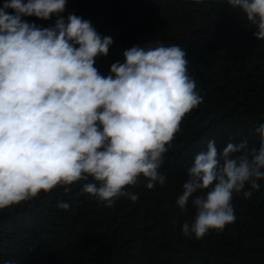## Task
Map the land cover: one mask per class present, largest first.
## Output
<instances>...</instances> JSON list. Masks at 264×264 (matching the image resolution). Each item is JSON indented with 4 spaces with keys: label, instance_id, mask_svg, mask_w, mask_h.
<instances>
[{
    "label": "clouds",
    "instance_id": "obj_1",
    "mask_svg": "<svg viewBox=\"0 0 264 264\" xmlns=\"http://www.w3.org/2000/svg\"><path fill=\"white\" fill-rule=\"evenodd\" d=\"M227 3L264 40V0ZM66 5L67 0L0 5V210L75 184H82L77 195L109 208L121 196L137 202L139 194L127 189L141 177L149 190L165 184L163 155L184 117L202 102L179 45H134L102 75L96 58L108 55L113 38L99 34L90 20L73 13L65 18ZM26 16L56 19L41 27ZM254 132L258 147L245 138L218 149L210 140L194 156L175 201L180 213L189 203L194 209L192 221L181 225L186 238L223 232L236 219L233 194L249 198L260 188L264 123Z\"/></svg>",
    "mask_w": 264,
    "mask_h": 264
},
{
    "label": "trees",
    "instance_id": "obj_2",
    "mask_svg": "<svg viewBox=\"0 0 264 264\" xmlns=\"http://www.w3.org/2000/svg\"><path fill=\"white\" fill-rule=\"evenodd\" d=\"M69 13L113 38L108 55L96 58L102 75L134 45L182 47L202 102L163 155L165 184L149 190L141 177L127 189L139 194L137 202L121 196L109 208L77 195L82 184H75L0 210V264H264V180L249 198L234 193L235 221L202 239L181 233L194 218L191 203L185 213L175 204L187 168L210 140L218 149L245 138L259 146L254 129L264 123V40L253 36L255 26L227 0H67L62 15ZM23 19L48 27L56 17ZM60 202L70 207L61 209Z\"/></svg>",
    "mask_w": 264,
    "mask_h": 264
}]
</instances>
